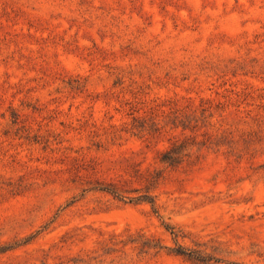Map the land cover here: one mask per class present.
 Wrapping results in <instances>:
<instances>
[{
  "label": "rangeland",
  "instance_id": "rangeland-1",
  "mask_svg": "<svg viewBox=\"0 0 264 264\" xmlns=\"http://www.w3.org/2000/svg\"><path fill=\"white\" fill-rule=\"evenodd\" d=\"M0 264H264V0H0Z\"/></svg>",
  "mask_w": 264,
  "mask_h": 264
},
{
  "label": "trees",
  "instance_id": "trees-1",
  "mask_svg": "<svg viewBox=\"0 0 264 264\" xmlns=\"http://www.w3.org/2000/svg\"><path fill=\"white\" fill-rule=\"evenodd\" d=\"M176 160H177L176 157H174V150L166 153L164 155V157H163V161L169 163L170 165H174V163L176 162ZM106 190L109 191V192H111L112 194H115L116 197H120L121 198V196L118 195V194H116V192H114V191H112L110 189H106ZM129 201L130 202L145 201V202L149 203L153 207V201L148 196H141V197H138V198H132V199H129ZM180 254H182V253H180ZM191 254H193V253H190L189 257L192 256V258H193L194 255H191ZM194 259H195V257H194Z\"/></svg>",
  "mask_w": 264,
  "mask_h": 264
}]
</instances>
